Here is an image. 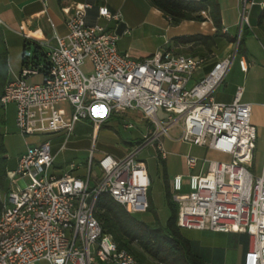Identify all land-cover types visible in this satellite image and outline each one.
<instances>
[{
	"label": "built area",
	"instance_id": "2783aa9c",
	"mask_svg": "<svg viewBox=\"0 0 264 264\" xmlns=\"http://www.w3.org/2000/svg\"><path fill=\"white\" fill-rule=\"evenodd\" d=\"M92 7L88 2L64 6L68 33L57 36L55 45L41 43L49 47L45 55H27L19 74L4 86L1 102L15 104L20 133L46 138L27 144L16 167L7 171L12 186L9 201L1 202L0 208V264H34L41 259L51 264H142L104 232L94 214L97 197L108 193L131 214L147 211L151 180L137 153L152 145L158 158L167 159L161 136L181 121L180 139L231 160L185 155L186 167L198 173L188 175V191L184 174L173 178L178 227L246 233L249 246L243 264H264V162L255 176L250 170L257 140L252 108L242 100L241 86L231 102L213 98L238 46L190 85L210 64L209 58L159 50L138 59L120 52L118 41L128 32L120 31L121 12L100 6L97 19L90 20ZM247 10L245 1L241 24L249 23ZM88 61L89 74L83 68ZM238 61L247 71V60ZM39 75L41 82H28ZM130 109L142 112L154 125L136 150L125 157L103 153L98 174L93 153L86 168L74 162L65 170L56 168L49 136L64 135L63 150L77 122L89 119L97 130L111 116ZM160 109L168 113L167 126L159 118ZM25 178L29 182H23Z\"/></svg>",
	"mask_w": 264,
	"mask_h": 264
},
{
	"label": "rangeland",
	"instance_id": "374dc122",
	"mask_svg": "<svg viewBox=\"0 0 264 264\" xmlns=\"http://www.w3.org/2000/svg\"><path fill=\"white\" fill-rule=\"evenodd\" d=\"M261 7L256 6L252 13V17H258ZM128 25L133 29V36L124 37L121 44H132L139 48L157 49L161 47L165 41L164 27L159 24L161 17H153L154 22L149 24H140V19L130 12H124ZM157 19V21H156ZM204 28L206 23H202ZM214 29L210 25V30ZM3 50L7 52V60L1 62L0 65V80L5 78H14L19 74L22 66V46H12L9 48V41L7 40V32L3 30ZM261 50L260 44L256 37L252 38L251 43ZM237 42H233L232 47H236ZM157 52V51H156ZM27 55L34 54V50L27 51ZM155 53V52H154ZM199 55L201 52H193ZM238 54V53H237ZM239 55L236 56L229 72L227 73L224 81L214 91V99L216 101L227 100L231 92L238 85H246L243 73L239 68ZM211 61H213L211 59ZM212 63V62H211ZM86 73L92 72V65L88 61L83 67ZM211 65L194 75L190 85L198 82L205 76ZM42 81V76H34L28 79L29 83H37ZM246 87V86H245ZM247 89V88H246ZM246 93V91H245ZM245 97L242 98L244 101ZM63 106H66L65 104ZM16 106L9 103L5 108L6 124L2 128L5 135V146L8 156V168H13L16 165V160L20 152L27 147L26 141L33 144L40 142L43 138L39 135L24 136L20 133L16 125ZM159 118L163 121L165 126L168 125V113L163 109L159 111ZM131 122L134 126L132 128H125L124 124ZM183 122H179L175 127L169 130L168 134H163L161 139L164 143L165 149L168 151L167 159L162 160L157 157L156 151L152 145H148L137 153V159L143 160L147 166V172L151 180L149 187V203L151 202L153 210L145 212L133 213V216L141 221L146 222L151 226L158 223L165 226L168 218L170 217V210L166 203V188L169 185L172 196L174 191L172 189L173 178L176 174H184V191H188V175L191 173H198V169L189 170L185 164V155L192 154L198 157H206L209 160H231L230 156L220 154L216 151L207 150L206 148L199 147L190 143L184 142L180 139L182 134ZM154 129L151 120L145 118L142 112L138 110H128L124 113H118L115 117L109 118L101 124V127L96 130L94 124L89 119L81 120L77 123L75 130L72 132L66 148L60 150L62 144L65 143L66 137L64 135H57L54 137L49 136L52 142V148L58 152L55 165L63 167L65 164L74 162L86 168L89 163L91 154H94V173L98 174L97 161L103 153H110L116 157H125L131 151H134L138 146L131 147L128 142L134 141L138 137L149 135ZM264 162V129L257 128L256 148L254 150L253 166L250 168L255 176L261 173ZM84 169L80 173L86 172ZM23 182H29L25 178ZM11 183L6 178L0 179V201H9L8 193L11 189ZM182 232L190 239H192L202 254H208L211 247H220L229 255V263L233 264L234 259L240 256V250L233 246L232 239L229 233H219L211 230H189L183 229ZM117 243H122V247L128 248L141 260H144L146 253L141 249L138 243L133 242L130 244L127 238H122L121 241L115 239ZM229 250V251H228ZM238 251V252H237ZM72 264V263H70Z\"/></svg>",
	"mask_w": 264,
	"mask_h": 264
},
{
	"label": "crops",
	"instance_id": "0c3cea01",
	"mask_svg": "<svg viewBox=\"0 0 264 264\" xmlns=\"http://www.w3.org/2000/svg\"><path fill=\"white\" fill-rule=\"evenodd\" d=\"M215 1L220 7L223 25L222 31L224 33L233 37H239L241 36L244 26L249 28V35L246 37L245 43L246 51L244 54H237L239 55V59L244 57L248 62L247 71H242L239 66L240 71L243 73L245 78L246 85H238L233 89L227 100L218 102L233 101L237 88L239 86L243 87V97H245L244 101L249 103L252 108V123L256 129H264V33L258 25L259 15L264 9L262 6V2H264V0ZM245 1L248 3L247 14L249 23L241 24V14ZM85 2L91 3L93 6L89 10L90 20L97 19L98 7L100 6H108L111 10H118L121 12L123 24L120 27V31L127 29L128 32L122 34L120 40L118 41V49L120 52L128 53L132 57L138 59H143L144 57L159 50H172L176 53L200 56L193 54V52H199L198 46L193 45V43H181L177 41V38L197 34L213 35L216 32V27L207 13H203L205 17V20L203 21L183 20L179 24H172L170 19L166 17L162 11L153 6L149 0H0V27L2 31L4 30L7 32V40L10 44L8 45L9 48H12V46H22V49L24 50V45L28 44L26 47V50L28 51L30 49L34 50L36 44H38L43 52H47L49 47L47 45L42 46L41 43L55 45L57 36H65L68 33L66 15L62 8L66 5H74ZM250 2H255V4H250ZM256 6L261 7L260 13L258 17L256 15L252 17V13ZM124 12H130V15L134 13V15L140 19L141 25L154 22V16L161 17V22H159V24L164 27L163 36L165 37L163 45L157 49H147L139 48L132 44H121V40L124 37L133 36V29L128 25ZM100 22L104 23L105 21L101 19ZM202 23H206L205 28ZM210 25H212L214 29L210 30ZM253 37L257 38L261 50H258L253 42L251 43ZM232 44L233 42H228L220 53L211 55V57H209V65H212L217 58L224 57L234 52L236 47L233 48ZM211 59L213 61H211ZM8 80H12V78L9 77L7 81ZM26 144H29V142L26 141ZM25 149H23L20 154ZM53 152L56 159L58 152H55L54 150ZM17 161L18 158L16 160V165ZM68 165L69 163L65 164L63 167L55 166L59 171H62L65 170ZM15 167L8 168V170H12ZM229 235L232 239L233 246L237 250H240V256L234 259L233 264H243L244 254L248 250L249 246V235L241 232H230ZM210 249L211 251L208 252V254H203L210 264L229 263V255L226 251H223L222 248L211 247ZM142 261L144 264H157L156 261L147 255ZM34 264L51 263L45 259H41L36 261Z\"/></svg>",
	"mask_w": 264,
	"mask_h": 264
},
{
	"label": "trees",
	"instance_id": "16d2710c",
	"mask_svg": "<svg viewBox=\"0 0 264 264\" xmlns=\"http://www.w3.org/2000/svg\"><path fill=\"white\" fill-rule=\"evenodd\" d=\"M153 6L162 11L170 19L172 24H179L183 20L203 21V13H207L216 32L213 35H190L178 37L177 41L181 43H193L199 47L200 56L207 58L216 55L222 51L228 42H237L238 36H231L222 31V17L220 7L215 0H149ZM258 25L264 33V9L259 15ZM249 28L243 27L239 44L238 54H244L246 51V37L249 35ZM0 27V65L5 64L7 52L3 50V36ZM28 44L24 45L22 64L26 60ZM35 54H43L40 45L36 44ZM212 67V65H211ZM7 78L0 80V179L5 178L8 170V156L5 146V135L2 128L6 124L5 108L1 102L4 86ZM115 117V115L111 116ZM110 117V118H111ZM144 137H138L132 142H128L131 147L140 145ZM166 203L170 210V217L165 226L159 223L151 226L144 221L136 219L133 214L129 213L125 207L117 202L110 194L101 193L97 197L95 206V216L102 224L105 233L111 235L113 239L121 241L127 238L131 243L136 242L141 249L151 259L158 263L166 262L168 264H210L202 253L198 251L194 241L188 238L180 227L177 225L178 207L172 199L169 185L166 188ZM0 201V208H1ZM147 210L152 211L153 206L149 203ZM116 241V240H115ZM117 242V241H116ZM122 247V243H118ZM124 248V247H123ZM129 250V247L127 248ZM131 251V250H129ZM132 252V251H131ZM133 253V252H132ZM134 254V253H133ZM135 255V254H134ZM142 264L143 261L135 255Z\"/></svg>",
	"mask_w": 264,
	"mask_h": 264
},
{
	"label": "water",
	"instance_id": "95a60500",
	"mask_svg": "<svg viewBox=\"0 0 264 264\" xmlns=\"http://www.w3.org/2000/svg\"><path fill=\"white\" fill-rule=\"evenodd\" d=\"M239 42H237V46H238Z\"/></svg>",
	"mask_w": 264,
	"mask_h": 264
}]
</instances>
